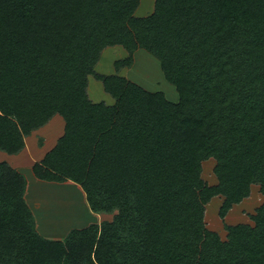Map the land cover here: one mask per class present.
Wrapping results in <instances>:
<instances>
[{
  "label": "trees",
  "instance_id": "1",
  "mask_svg": "<svg viewBox=\"0 0 264 264\" xmlns=\"http://www.w3.org/2000/svg\"><path fill=\"white\" fill-rule=\"evenodd\" d=\"M0 0V152L54 115L64 132L33 175L73 182L94 214L110 220L45 238L25 202L26 179L0 160V264H264V200L252 224L206 227L264 195V0ZM120 46L115 74L95 71ZM143 49L178 101L149 91L122 68ZM112 105L92 102L88 77ZM212 160L216 183L202 177Z\"/></svg>",
  "mask_w": 264,
  "mask_h": 264
},
{
  "label": "rangeland",
  "instance_id": "2",
  "mask_svg": "<svg viewBox=\"0 0 264 264\" xmlns=\"http://www.w3.org/2000/svg\"><path fill=\"white\" fill-rule=\"evenodd\" d=\"M152 11L153 7L149 11L143 12L141 10L137 12L136 16H146ZM101 55L102 58L94 69L97 73L106 75L115 72L114 61L125 58L127 53L123 48L117 46L106 48ZM133 58V65L129 68H122L118 74L125 76L149 91L163 92L165 97L172 102L178 101V94L174 86L163 78L156 58L143 49H138L134 53ZM89 89L92 96L89 95ZM87 91V95L93 101L96 99L107 104L113 102V98L103 90L100 81L94 79L92 76L88 77ZM2 157L10 163L16 156L0 152V160H2ZM22 160L25 162V158H22ZM213 165L212 160L206 161L202 165V177L209 185L216 183V179L212 173ZM30 173L31 171L28 168L23 172L26 180L30 182L29 201L27 203L25 200V202L34 216L37 232L43 237L62 240L73 228H84L89 224L100 223L104 219H111L110 215L94 214L89 209L85 194L77 184L34 186ZM222 200L223 198L220 196L214 197L206 205L204 222L208 229L217 232L224 239L226 235L225 224H252L250 215L254 214L255 209L262 203L264 195L259 192L258 186L253 185L249 197L233 206L223 219L218 216V209Z\"/></svg>",
  "mask_w": 264,
  "mask_h": 264
},
{
  "label": "crops",
  "instance_id": "3",
  "mask_svg": "<svg viewBox=\"0 0 264 264\" xmlns=\"http://www.w3.org/2000/svg\"><path fill=\"white\" fill-rule=\"evenodd\" d=\"M153 4H154V0L145 1V2H144V0H140V3L134 12V15L136 16L137 12H140L141 10L143 12L149 11V9H152ZM140 8H141V10H140ZM137 17H140V16H137ZM114 47H117V46H114ZM101 58L102 57H100V59ZM113 74H115V72ZM106 75H108V74H106ZM87 87H88V85H87ZM89 95L92 96L90 89H89ZM89 95H88V97H89ZM89 99L91 100V98H89ZM91 101L92 102H100V101H97L96 99L94 101L93 100H91ZM113 103H114V99H113L112 103H109V104L105 103V104L106 105H112ZM63 132H64V120L62 119L61 116L54 115L44 126L34 130L30 135L24 137L23 149L20 152H18L17 154H13L16 157H14L13 161L10 162L9 164L22 174H23L24 170L26 168H28L31 171L30 175H31L32 182H33L34 186H41L42 187V185L52 186V185H57V184H60V185L64 184L65 185L67 183H70V184L73 183L70 181L63 182V183H57V182H48V181L40 180L33 175L32 170H31V166L33 165V163L39 162L44 157V155L54 147V145L56 144L59 137H61ZM22 158H25V162H24V160H22ZM1 159L4 160V157H2ZM73 184H75V183H73ZM29 195H30V182L28 180H26V191L24 193V198H25L27 203L29 201L28 200Z\"/></svg>",
  "mask_w": 264,
  "mask_h": 264
}]
</instances>
